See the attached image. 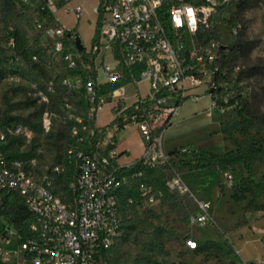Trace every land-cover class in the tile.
<instances>
[{"label": "built area", "instance_id": "obj_1", "mask_svg": "<svg viewBox=\"0 0 264 264\" xmlns=\"http://www.w3.org/2000/svg\"><path fill=\"white\" fill-rule=\"evenodd\" d=\"M228 1L100 0L92 45L80 50L77 31L57 16L59 7L70 0H41L38 26L53 52L80 77L84 113L74 115L70 141L56 163L36 154L9 155L6 144L23 140V153L25 146L36 143L39 133L18 120L0 124V190L19 192L31 212L20 227L0 230V262L105 264L108 251L122 234L126 206L155 203L168 193L193 195L181 175L172 174L159 183L149 171L164 167L175 152L165 149L164 134L182 104L204 93L210 96L209 89L216 87L220 66L200 64L205 58L216 61L218 53L206 48L200 26H209L213 10ZM188 8L195 10V31L189 27ZM67 9L78 19L85 13L83 3ZM7 33L6 45L16 49L14 27ZM212 44L217 47L215 41ZM33 57L39 59L37 53ZM135 64L141 65L140 78L134 75ZM141 80L149 82L147 93L139 87ZM129 84L134 85L131 93ZM201 86L205 91L195 92ZM40 101L47 103L48 94L41 92ZM107 102L113 104V126L134 123L141 131L144 151L134 163L119 164L117 146L103 145L105 136L100 134L107 127H97L95 121ZM52 125L53 114L46 109L40 126L48 131ZM195 201L189 223L201 229L213 225L209 201ZM186 244L191 249L200 245L195 237H188Z\"/></svg>", "mask_w": 264, "mask_h": 264}, {"label": "rangeland", "instance_id": "obj_2", "mask_svg": "<svg viewBox=\"0 0 264 264\" xmlns=\"http://www.w3.org/2000/svg\"><path fill=\"white\" fill-rule=\"evenodd\" d=\"M237 1L219 3L209 26H200L206 48L218 53L216 61L205 58L200 66H220V79L241 77L250 84L248 94L240 104L227 106L213 103L207 93L183 103L164 134L165 149L175 152L164 167L149 171V176L161 183L179 174L193 195L168 193L155 203L126 206L122 234L129 232V239L123 242L122 234L119 236L105 264H264L258 262L264 260V0ZM40 3L0 0L3 41L12 26L24 44L20 51L7 46L8 55L18 53L20 58L10 60L0 79V119L10 117L31 124L39 136L35 145H27L23 151L32 149L46 162L56 163L70 141L74 115L84 113V100L80 77L53 52L48 36L38 26ZM95 31L93 20L81 24L87 48ZM246 39L255 41L251 48L233 49L234 43ZM139 74L134 70L137 78ZM140 88L147 93L149 87L141 82ZM205 89L201 86L195 92ZM41 92L48 94L47 103L40 101ZM46 109L53 114L48 131L40 126ZM106 118L100 114L97 121ZM244 146L253 147L245 159L200 160L203 150L224 154ZM195 198L209 201L213 225L201 229L189 223L188 216L197 207ZM12 226L4 219L0 230H12ZM188 237L198 239L197 249L187 246Z\"/></svg>", "mask_w": 264, "mask_h": 264}, {"label": "trees", "instance_id": "obj_3", "mask_svg": "<svg viewBox=\"0 0 264 264\" xmlns=\"http://www.w3.org/2000/svg\"><path fill=\"white\" fill-rule=\"evenodd\" d=\"M192 1V0H188ZM248 0H238L239 4H244ZM42 14H47V11H43ZM8 31V29H7ZM6 31V32H7ZM14 34L17 37V49L20 51L24 44L19 40L18 31L14 28ZM8 35V33H7ZM6 35V37H7ZM6 37L5 41L2 39V35L0 34V79L4 76L5 71L9 66V62L11 59L15 60L14 55H8L7 53V45H6ZM210 37H207L205 41L209 40ZM255 41L251 39L241 40L233 44V49H249L254 45ZM250 88V84L247 82H243L241 77L230 78L226 75L225 79H220L219 76L216 77V87H211L209 89V94L211 99L219 105L227 106L234 104L238 101L237 104L241 103V100L248 94ZM12 119L10 117H5L0 119V124L9 122ZM120 129L123 128L121 125ZM106 134V130H104L100 136L103 137ZM24 141L21 139H14L8 144L5 145V148L9 155H32V149L30 151H24L20 153V149L23 146ZM35 143L29 144L27 148H31ZM261 148V147H260ZM251 146L239 147L234 150L227 151L224 154H216L207 150H203L199 153L200 160L206 159H214L219 161H235L240 159H245L247 152L252 150ZM125 202V199L123 200ZM126 208V207H125ZM31 212L28 208V205L25 203L23 196L17 191H6L0 190V227H3V220L7 219L13 226L20 227L23 224V221L30 216ZM130 233L126 232L121 235V239L123 242L129 239ZM113 248V247H112ZM111 248V249H112ZM109 252V251H108ZM108 254V253H107ZM107 255L105 257L106 261ZM0 264H15V263H5L0 262Z\"/></svg>", "mask_w": 264, "mask_h": 264}, {"label": "crops", "instance_id": "obj_4", "mask_svg": "<svg viewBox=\"0 0 264 264\" xmlns=\"http://www.w3.org/2000/svg\"><path fill=\"white\" fill-rule=\"evenodd\" d=\"M31 1L33 2L38 0ZM98 1L100 0H94L93 3L90 2V0H70L68 4L59 7L57 16L61 23L66 25V27L68 28L76 30L80 37L81 24L83 23V25H85V23L87 24L89 20H93L95 22V32H97L98 16L97 18L94 17L97 13L96 7L98 5ZM77 3H83L85 6V13L80 19L76 17L73 11L67 9L68 7H72ZM140 67V64H135L133 66V71H140ZM141 82H145L146 85L149 87V82L147 80H141L139 82V87ZM128 87H130V89ZM127 89L129 93H131V91L134 89V85L129 84L127 86ZM112 107V102H107L104 109L98 113L95 124L97 127H107L106 134L103 139V145H109L110 143H114L121 153L117 160L118 163L121 165H128L134 163L142 157L144 151L143 136L139 127L134 123L125 124L121 129L119 127L113 126L112 122L114 119V113ZM100 114L107 115V120L105 122L97 121V118ZM263 261L264 260L260 258L258 262L262 263Z\"/></svg>", "mask_w": 264, "mask_h": 264}, {"label": "clouds", "instance_id": "obj_5", "mask_svg": "<svg viewBox=\"0 0 264 264\" xmlns=\"http://www.w3.org/2000/svg\"><path fill=\"white\" fill-rule=\"evenodd\" d=\"M194 11H195V10L192 9V8H188V9H187V14H188V16L190 17L189 27H190L193 31H195V29H196V21H195ZM176 24H177V26L180 25V21H179L178 19L176 20Z\"/></svg>", "mask_w": 264, "mask_h": 264}, {"label": "water", "instance_id": "obj_6", "mask_svg": "<svg viewBox=\"0 0 264 264\" xmlns=\"http://www.w3.org/2000/svg\"><path fill=\"white\" fill-rule=\"evenodd\" d=\"M76 44L80 50H83L85 47V45H84V43H83V41L79 35L76 38Z\"/></svg>", "mask_w": 264, "mask_h": 264}]
</instances>
